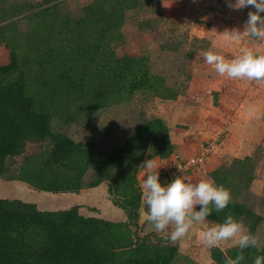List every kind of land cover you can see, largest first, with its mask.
I'll return each mask as SVG.
<instances>
[{
    "label": "trees",
    "instance_id": "trees-1",
    "mask_svg": "<svg viewBox=\"0 0 264 264\" xmlns=\"http://www.w3.org/2000/svg\"><path fill=\"white\" fill-rule=\"evenodd\" d=\"M72 2L0 0V47L7 53L0 63V179L60 195L104 187L124 218L83 214L77 204L41 209L0 197V264H195L197 253H183L178 241L140 234L138 173L145 161L175 154L165 121L147 108L201 95L215 107L264 102V80H255L251 98L234 79H222L217 90L202 88L192 60L198 49L208 50V41L173 29L168 0ZM146 10L152 18L137 25L175 53L172 78L152 68L149 53L116 51L129 15ZM161 21L166 30L158 29ZM257 130L251 154L220 160L205 175L225 187L232 202L201 225L231 214L257 237L258 247L244 249L241 264L264 255V191H251L264 165V121ZM208 251L212 264H224L240 250Z\"/></svg>",
    "mask_w": 264,
    "mask_h": 264
},
{
    "label": "rangeland",
    "instance_id": "rangeland-1",
    "mask_svg": "<svg viewBox=\"0 0 264 264\" xmlns=\"http://www.w3.org/2000/svg\"><path fill=\"white\" fill-rule=\"evenodd\" d=\"M86 1L88 0H73L72 3L75 6V4H81ZM183 1L186 9L191 10H189L190 12L187 13L185 17H177L175 13L177 9H179L178 3L180 5V2ZM168 2L169 7L171 6L174 10L170 12V25H174L173 29L176 32H186L190 38H193L194 36L201 37L208 41V48L217 51L222 55L224 52L226 53L228 51L231 53L233 52L232 54H239L241 48L258 49L259 47V50L264 52V44H261L262 41H255L256 43L249 41L248 43L244 42V44L241 42V37H239V39H233L231 34L227 35L223 23L228 22V20L231 22L230 18L234 19L237 17L240 21H245V19H243L245 15L237 16L235 14L234 16L226 4L215 10L217 11V16L219 18L214 17L219 21H215L217 23H214L215 25L213 24V28L209 29V24L213 22V20H211L212 17L207 12L203 13L204 8L200 9L202 7L199 5L200 3L194 2V5L190 0H175L174 3L172 0H168ZM211 3V11L213 10L212 14H214V1L208 2V4ZM208 4L206 6L207 8L210 6ZM201 13H203V15H201ZM148 18H152V14L147 10L140 12L135 18L129 15V21L123 26L122 30L124 34V43L118 46L116 51L118 54L149 53L153 63L152 68L163 74H170L169 76L172 78L176 73L174 69L175 53L160 48L161 38L156 37L154 32L148 31L149 29L144 31V29L139 28L137 25L138 21ZM175 19L181 20L174 22ZM158 29H167V25H165L164 21L160 22ZM249 43L250 46L247 45ZM180 50L186 52L187 49L183 47V49ZM198 50L197 53L203 52L200 49ZM201 58L202 57H199L198 59L197 55L194 56L192 60L193 69L196 62L199 63L201 61ZM6 60L7 53L5 49L0 47V63H5ZM195 74L196 73L194 72V75ZM197 77L201 80L200 84L202 88L208 89L215 87L222 76H219L217 73L216 76H207L208 78L210 77V82L205 76L198 75ZM237 80H239L238 83L245 89L246 96L249 98L254 97L255 91L251 89V86L254 84L255 80ZM147 113L163 119L169 128V134L171 133L175 140H177V138L183 140L185 136L186 138H190L191 141L189 142L192 146L190 150H193V153L185 155L186 153L181 154L177 151L173 155L176 159L180 158L181 160L191 161L199 151H202V148L208 149L205 158L198 162L194 168L195 171L193 175H191L193 180H195L194 183H196L201 179H206V161L208 158L216 156L219 162L220 160L230 159L233 156L243 157L252 153L254 146L258 141V132L255 131L257 130V124L264 121V102L258 99L253 102L224 101L219 107L213 108L210 97L201 95L196 101L177 100L158 104L154 103L148 106ZM177 134L180 135L177 136ZM173 157H170L169 159ZM164 164L165 163L162 164L160 170L163 168ZM144 174V169L143 172L141 171L138 173V176L141 177L139 179L140 184ZM179 174H181L180 176H186L184 175L185 173ZM257 175V178L251 185V191L254 194H261L264 191V165L257 169ZM190 180L188 179V181ZM0 197H17L32 201L36 203L38 207H41V209H57L77 204L80 206L79 211L83 214L102 216L112 220H120L124 218L123 212L111 203L104 187L93 188L92 190L89 189L81 194L69 193L60 195L33 190L22 183L0 179ZM206 228L207 227L204 224H194L189 233L184 238L178 240L180 250L183 253L187 254L188 252L191 253V251L197 253L195 264H212L209 257L208 247L201 241V235ZM140 230L141 235L154 232L162 238L167 239L168 232L171 231V228L167 231L156 232L151 228L148 222V224L143 226ZM198 244L199 246H195ZM232 245H234L232 241H227L220 246L225 248Z\"/></svg>",
    "mask_w": 264,
    "mask_h": 264
},
{
    "label": "clouds",
    "instance_id": "clouds-1",
    "mask_svg": "<svg viewBox=\"0 0 264 264\" xmlns=\"http://www.w3.org/2000/svg\"><path fill=\"white\" fill-rule=\"evenodd\" d=\"M226 6L233 10L249 9L242 31L234 28L229 31L231 35L264 41V0H226ZM200 55L219 76L234 80H264V52L259 49L241 48L240 53L230 59L211 49ZM143 165L146 172L140 184L141 217L156 232L171 228L167 235L171 242L184 238L194 224L204 223L213 211L219 213L232 202L230 192L212 179L192 183L176 175L162 182L159 167L151 159ZM201 241L209 248L232 241L240 251L234 258L225 256L224 264H241L243 250L258 247L257 237L247 232L243 223L231 214L221 223L207 227ZM252 264H264V255H256Z\"/></svg>",
    "mask_w": 264,
    "mask_h": 264
},
{
    "label": "crops",
    "instance_id": "crops-1",
    "mask_svg": "<svg viewBox=\"0 0 264 264\" xmlns=\"http://www.w3.org/2000/svg\"><path fill=\"white\" fill-rule=\"evenodd\" d=\"M173 1V3H174V1L175 0H172ZM209 1H211V2H213L214 1V6H215V9H214V14H212V12H213V10L211 11V9H212V3L211 4H208V2ZM190 2H192L194 5H195V3L194 2H198V3H200L199 5H201L202 7L200 8V9H202V8H204L203 9V13L204 12H207V13H209V15H211V20H213V22L212 23H210L209 24V29H211V28H213V26L217 23V22H215V21H219V20H216L217 18H219L218 16H217V11H215L217 8H219V7H221L222 5H224V4H226V0H190ZM177 4V3H176ZM207 4L208 5H210L209 6V8H207L206 6H207ZM203 5H204V7H203ZM172 6H174V5H172ZM171 7V6H170ZM178 7H179V9H177V11H176V15H177V17H181V16H186V14L187 13H189L190 11L189 10H191V9H186V7H185V4H184V1L183 2H180V5H179V3H178ZM253 11L255 10V9H252ZM172 11H174L173 10V8L171 7V12ZM248 11H249V9L248 8H244V9H241V10H233V9H230V12H232L233 14H234V16H235V14L237 15V16H243V15H245V17L243 18V19H245V21H246V19H247V13H248ZM203 13H201V15H203ZM230 15H231V13H230ZM217 17V18H215V17ZM231 19V22L228 20V22H225V23H223V27L225 28V31L227 32V35L229 34L230 35V30H232V29H234V28H239L241 31H242V29H243V24H244V22L245 21H240L239 20V18L237 17V18H234V19H232V18H230ZM215 23V24H214ZM214 24V25H213ZM196 26V25H195ZM196 35V34H195ZM233 36V35H232ZM237 39L238 37H235V36H233V39ZM244 38H245V40H244ZM239 39V38H238ZM252 38H250V37H241V42H245V43H248L249 41H253L254 43H256L255 41H257V40H254V39H252ZM258 42V41H257ZM244 43V44H245ZM261 44H264V41H262V43ZM247 45H249L250 46V43L249 44H247ZM254 46V45H253ZM208 49H210V48H208ZM258 49H260L259 47H258ZM262 50V49H261ZM228 52H230V51H228ZM225 53V52H224ZM224 53H223V55H224ZM231 53V52H230ZM233 53V52H232ZM235 55H238L237 53H234ZM196 55L198 56V59H199V57H202V55H200V53H196ZM225 56V55H224ZM226 57V56H225ZM203 58V57H202ZM202 58H201V61L199 62V63H197L196 62V64H195V67H194V72L196 73L195 75H200V76H205V77H207V76H216V73H215V71H213L212 70V68H211V66H209L208 64H206L205 62H204V60H202ZM226 58H228V57H226ZM230 59V58H229ZM198 61V60H197ZM210 78V77H209ZM208 77H207V79L209 80V82H210V79H209ZM224 78H226V77H221L220 78V80H218V82H217V84H216V86L215 87H213V88H208V89H214V90H217V89H219V87H220V84H221V80L222 79H224ZM236 81H239V80H237V79H235ZM256 100V99H255ZM258 100H260V99H258ZM254 100H252V101H249V102H253ZM211 105H212V103H211ZM212 107L214 108L215 106H213L212 105ZM216 107H219V106H216ZM256 132H258V130H255ZM180 134H177V136H179ZM258 137H259V134H258ZM257 137V138H258ZM170 138H171V142H172V145H173V153H175V152H179V153H186L185 155H188L189 153L190 154H192L193 152V150H190L191 149V143L189 142V141H191L190 140V138H186V136L184 137V139L183 140H180L179 138H177V140H175L174 139V137L171 135V133H170ZM185 151V152H184ZM170 157H173V156H170ZM169 157V158H170ZM169 158H167V159H159V158H154V159H151L154 163H155V165L157 166V167H159V170H160V168H161V166H162V164L163 163H165V162H168L169 160H171V159H169ZM218 163V160H217V157L216 156H214V157H211V158H208L207 159V161H206V166H207V170H210L211 168H213L216 164ZM206 166H205V169H206ZM144 169V171L146 172V168L144 167L143 168ZM143 169L141 170L142 172H143ZM207 170H206V172H207ZM140 171V172H141ZM194 171H195V169H193V170H191V171H187L184 175H186V176H181V177H185L184 179H186L187 181H188V179L190 180V182H192V183H194L195 182V180H193V178H192V176L191 175H193V173H194ZM141 177L140 176H138V179H140Z\"/></svg>",
    "mask_w": 264,
    "mask_h": 264
},
{
    "label": "built area",
    "instance_id": "built-area-1",
    "mask_svg": "<svg viewBox=\"0 0 264 264\" xmlns=\"http://www.w3.org/2000/svg\"><path fill=\"white\" fill-rule=\"evenodd\" d=\"M262 15H264V13H262ZM207 151V148H202V151H199L191 161L173 157L168 162H165L163 168L159 171L160 180L162 182H167L183 171L194 169L198 162L204 159Z\"/></svg>",
    "mask_w": 264,
    "mask_h": 264
},
{
    "label": "water",
    "instance_id": "water-1",
    "mask_svg": "<svg viewBox=\"0 0 264 264\" xmlns=\"http://www.w3.org/2000/svg\"><path fill=\"white\" fill-rule=\"evenodd\" d=\"M147 224H148L147 220L146 219H142L141 213H140V210H139V217H138V225H139V227L142 228L143 226H145Z\"/></svg>",
    "mask_w": 264,
    "mask_h": 264
}]
</instances>
